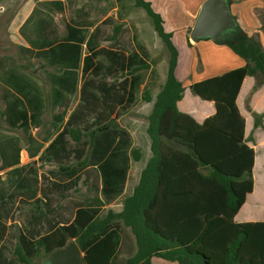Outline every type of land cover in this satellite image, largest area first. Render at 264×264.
Segmentation results:
<instances>
[{
  "label": "trees",
  "instance_id": "16d2710c",
  "mask_svg": "<svg viewBox=\"0 0 264 264\" xmlns=\"http://www.w3.org/2000/svg\"><path fill=\"white\" fill-rule=\"evenodd\" d=\"M134 4L151 17L168 52L166 79L148 116L153 155L120 212L109 210L99 217L97 209L80 207L70 223L37 238L19 232L13 253L28 263L40 249L50 254L73 239L83 253L84 264H151L153 256L178 264H264V221L233 220L253 188V149L245 142L244 118L235 100L245 76L254 78L247 102L264 85V49L258 38L240 28L217 42L227 45L244 64L189 86L191 94L212 101L215 107L212 115L197 123L176 105L184 88L175 74L177 50L171 34L148 1L134 0ZM100 54L109 60V66L94 63ZM127 63L132 67V57L104 48L84 57L83 74L92 69L97 83L94 79L84 81L83 103L49 145L56 160L64 154L66 160L73 156L81 164L96 163L106 199L122 191L129 163L125 153L123 161H116V153L105 158L112 142L111 129L117 126L114 120H107L105 112L127 94V77L108 83L106 76L117 79ZM95 88L98 95L91 92ZM133 91L131 88L130 100ZM76 112L87 116L77 118ZM262 115L253 114L254 128H264ZM66 134L75 147L56 150V143ZM130 155L138 160L140 149H131ZM93 201L102 203L98 198Z\"/></svg>",
  "mask_w": 264,
  "mask_h": 264
},
{
  "label": "crops",
  "instance_id": "0c3cea01",
  "mask_svg": "<svg viewBox=\"0 0 264 264\" xmlns=\"http://www.w3.org/2000/svg\"><path fill=\"white\" fill-rule=\"evenodd\" d=\"M87 1L91 2V11L87 10ZM146 1L150 3L155 12L160 14L164 30L171 34V41L177 50L175 74L184 88L182 98L176 103L177 108L188 114L197 123H202L205 118L214 113V104L212 101H204L191 94L189 86L196 81L238 68L244 64V61L225 44L217 43L209 38L197 41H192L189 38L190 29L204 0ZM227 2L238 28L247 35L258 38L264 49V0H227ZM2 5L3 2H0V7ZM40 6L44 9L49 8L48 10L42 9L44 13L47 12L46 15L37 11ZM95 9L94 0H25L21 4L19 12L8 21L7 27L0 36V182H6V176L10 175L11 178L8 179L10 182H19L18 184L22 185L25 183L28 184L26 189H33L36 184L51 178L48 167L51 160L56 166L54 173L59 172L57 176L62 180H65L66 176L79 177L80 171L86 165L96 170L98 174L97 196L93 198L100 199L102 203H94L93 198L90 201L70 202L67 211L70 216L68 221L60 217L57 218V222L45 220L46 231L37 233L36 226H33V231L31 230L35 232L32 235L33 238H37L59 225L70 223L80 207L97 209L99 217L105 215L109 210L114 213L120 212L124 199L132 193L139 182L138 180L133 185L129 183L131 164L132 161H135L131 159L130 155V150L134 145L133 136L128 129L118 125L117 121L135 104L140 77L128 74L129 69H137L130 53L121 48L99 45V37L94 33L97 25H91L92 21L98 20ZM142 14L144 18V15H147L145 10ZM147 16L151 20V17ZM152 30L155 32L153 23ZM135 32L138 36L142 35L139 24H135ZM155 35L157 39L160 38L156 32ZM101 48L121 52L126 57H132L133 61L132 67H129L130 64L127 63L122 74H118L120 76L117 79L106 76L108 83L127 77V94L122 97L120 103L115 102L113 105L111 103V110L107 109L105 112L107 120L111 119L117 123V126L111 129L112 142L108 144L105 158L114 155L113 153L119 155V157L116 156V161H123L124 153L129 157L123 189L111 199H106L101 191V177L96 163L81 164L73 156L66 160L64 154H61V158L56 160L52 151L49 150V145L67 127L69 118L83 103L81 90L84 81L94 79L96 85L97 76L91 73L92 69L83 74V59L86 55ZM194 52H196V58H194ZM98 56L94 58L95 64L100 61ZM106 61L107 63L104 65L109 66L107 58ZM167 67L161 76L162 85L166 79ZM253 84L254 78L245 76L235 100L238 110L244 118L245 142L253 149V188L246 194L243 204L233 217V220L238 223L264 221V128L262 126L254 128L253 126L254 113L263 114L261 122L264 125V85L254 91L247 102L246 99ZM131 88H134L132 100L129 98ZM160 88L155 91L148 110L150 112ZM91 92L98 95L96 88ZM84 111L87 112V110ZM92 112L88 111V114ZM86 116L82 112H76L77 118ZM62 121L60 129L56 131L57 123ZM51 124L54 125L55 130L52 139L50 138ZM145 134L149 136L147 131ZM68 136L66 134L63 140L56 143V150L62 151L64 146L71 149L75 147L71 138H67ZM22 137L23 140H21ZM149 140V146H151V138ZM151 155L153 154L150 152L145 156L149 158L145 159L141 170ZM140 158L136 161H139ZM72 159L77 163L75 168L68 166ZM16 170H20L17 174L20 179H12L14 175L12 172ZM60 172L63 173L60 174ZM84 180L92 181L93 178L86 175ZM32 194L28 193L30 196ZM120 198H122L120 208L114 210L112 204L119 201ZM66 207V205L59 207L56 210L57 214H65ZM22 233L26 235L25 232ZM28 237L31 238V236ZM151 264L178 263L153 256Z\"/></svg>",
  "mask_w": 264,
  "mask_h": 264
},
{
  "label": "rangeland",
  "instance_id": "374dc122",
  "mask_svg": "<svg viewBox=\"0 0 264 264\" xmlns=\"http://www.w3.org/2000/svg\"><path fill=\"white\" fill-rule=\"evenodd\" d=\"M25 0H3L0 7V36L7 27V23L21 9V4ZM87 10L91 11V2L87 1ZM90 6V7H89ZM95 14L97 21H92V26H96L94 32L100 40L101 46L110 48H121L130 53L134 58L137 69H129L131 75H139V87L136 90V101L132 108H129L117 121L118 125L128 129L133 136V148L140 149L141 158L139 161H132L130 172V184H136L140 175V170L145 163L146 155H149L151 148L149 146V136L146 135L148 127V116L150 115V105L154 98L155 91L162 86L161 76L168 65V52L161 39H157L152 30V20L145 14L142 8L135 6L134 0H94ZM42 6L37 11H42ZM48 10L49 8H45ZM44 9V10H45ZM104 11V13H102ZM44 13V12H43ZM45 15L47 12L45 11ZM50 16V15H49ZM95 17V16H94ZM102 20V21H101ZM135 24H139L142 29V35L135 32ZM5 32V31H4ZM86 34V33H83ZM161 41V43H160ZM194 52V58H196ZM98 60L106 64V57L99 55ZM138 82V81H137ZM99 94V92H98ZM150 99L145 100L143 96ZM150 101V102H146ZM247 103V102H245ZM153 106V104H152ZM52 123V121H51ZM63 121L57 123V130L60 129ZM54 125L50 127V138L54 137ZM67 138L70 139L68 136ZM23 140V137L21 138ZM21 143V142H20ZM152 156V155H151ZM132 159V156H131ZM50 169V179L43 183L36 184V187L26 189L28 184H18L19 182L8 179L6 182H0V264H45L49 255L40 249L31 259L25 263L20 261L13 253L17 244L19 232H25L27 236L33 235V226H36L37 233L46 231L45 220L57 222V218L68 221L69 203L72 201H90L97 196L98 174L96 170L82 166L79 177L66 176L62 180L54 173L56 166L54 161L48 163ZM75 160L68 164L69 168H75ZM20 170L13 171L12 179L20 177ZM63 172H60V174ZM91 176L92 181L84 180L85 176ZM22 186V187H21ZM28 193H33L31 196ZM122 198L112 204V208H120ZM66 205V213L58 215L56 210ZM32 230V231H31ZM32 232V234H31ZM124 254V253H122ZM125 255V254H124ZM122 256V255H121Z\"/></svg>",
  "mask_w": 264,
  "mask_h": 264
},
{
  "label": "water",
  "instance_id": "95a60500",
  "mask_svg": "<svg viewBox=\"0 0 264 264\" xmlns=\"http://www.w3.org/2000/svg\"><path fill=\"white\" fill-rule=\"evenodd\" d=\"M235 18L230 13L227 0H204L190 29L192 41L209 38L219 42L237 31ZM45 264H84L82 252L77 244L70 240L65 246L52 251Z\"/></svg>",
  "mask_w": 264,
  "mask_h": 264
}]
</instances>
